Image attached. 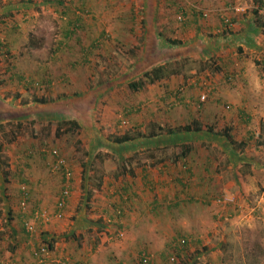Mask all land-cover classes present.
I'll return each mask as SVG.
<instances>
[{"label": "rangeland", "instance_id": "1", "mask_svg": "<svg viewBox=\"0 0 264 264\" xmlns=\"http://www.w3.org/2000/svg\"><path fill=\"white\" fill-rule=\"evenodd\" d=\"M59 1L65 4L63 8L59 6ZM142 1L134 0L132 9L134 10L136 6H139L137 12L140 11V8L141 11L144 8L148 9L147 2L143 5ZM177 1L185 10L190 6L188 3L184 4L182 0ZM190 1L191 4L204 12L212 10L214 13L217 10L216 20L218 19L219 22L222 19L220 17L223 14L222 10L229 8L227 12H224V15L231 20V12H235L233 8L238 3L248 5L252 3V0ZM45 2H54L58 6L55 4H49L45 8L38 6ZM96 2L97 7L92 10L77 0H0V10L5 3L12 5L16 10L9 11L7 14L2 10V14H0L1 28H3L2 24L6 23L7 26L13 24L21 28V31L13 32L7 38L0 33V39L5 42L3 45L10 51L9 53L6 49L7 55H0V145L3 150L0 152V159L1 162H4V169L1 167V172L4 173L5 170L10 174L9 177H12L15 182L17 193L15 197L9 194V197L12 196L10 204L8 203L10 206L4 201H0V220L6 215L9 218H11V214L16 215V209L20 207L18 191L23 184L21 179L28 180V183L31 182L36 171L41 167L44 169L42 174L54 175L59 178L58 192L60 191L62 174L61 172L54 173L50 165V161L53 163L54 158L49 153L43 152L45 157L41 151L39 154L36 153V155L28 157L29 150L58 149L68 164L73 161L76 163L79 173L83 172L82 168L85 169L83 174L87 173V176L84 181H87L90 191L94 187H99L97 185L100 184L101 178L108 176V183L113 184L109 187L117 193L119 192L111 195L115 197L112 201L120 202L124 199L126 206H123V209L127 210V214L133 213L134 216L136 215L134 209H137L133 205L136 202V194L134 195V190L133 192L131 190L130 194L124 192L123 185L128 186L125 171L133 172L129 176H138L139 170L143 166H151V164L168 161L176 155H181L183 150L188 148L182 143L189 138L192 142L189 145L190 149L193 145L204 149L200 153L204 151V157L207 155L206 159H210V171L218 178H214L215 185L206 198L193 197L191 200H186L185 206L189 207L184 208L194 209L197 214L191 221L172 218L171 213H168V208L167 212L160 214L156 221V223L161 222V226L164 228L162 231L153 229L155 219L153 220L152 214L150 224H146L144 229L129 228L125 223L127 218H123L121 226L124 228H119L117 223L109 222L108 231H103L104 229L100 228L101 225L95 216V219L92 217L89 219L93 222L90 229L84 233L77 232L76 239H74V235L70 233V225H73L70 221H73L74 217L68 216L66 217L68 221L63 229L55 235L64 236L65 243H74L77 250L80 247L90 250L92 245L101 246L102 250L98 257L107 254L114 255L113 264H141L140 257L144 252L151 256L152 264H172L170 258L173 255L178 258L175 264H207L205 262L208 261L198 258L213 252L216 255L213 258V264H264V197L262 196L264 183V115L262 113L264 114V105L259 106L260 104L258 105L256 102L249 105L242 100V105L239 106L238 99L234 103L237 98L235 88L237 83L244 78V75L243 77L239 75V66H248L249 72L245 71V74H250L253 79L255 76L260 79V75L264 71V53L258 55L244 50L239 56L237 44L232 39L233 29L228 34L224 31L216 36L208 31L204 32L211 28L209 25L211 23L210 13L208 17L202 18L200 28L204 30H199V32L202 31L201 40H197L200 38L198 36L189 40L188 37H185L190 33L185 26L186 20L181 22L176 19L180 12L179 9L164 7L165 12L171 17L170 22L165 24L166 27L170 26L174 30V34L179 35L180 33L181 42L190 43L186 45L190 47L186 52L189 62L186 65L188 71L185 78L183 75V77L180 76L182 83L183 79L200 78L203 83L212 84L214 90L208 100L201 105L198 102L193 106L175 103L172 104L173 106L163 104L158 111L162 113L163 117L153 122L156 130L151 131L153 127L149 126L153 121L151 117H149L150 121L146 119L148 122L146 127L142 125L146 129H142L131 120V117L133 114H140V111L153 110L150 107L151 104H146L147 102L142 100L144 92L150 85L140 92L129 88L130 82L141 77L138 76L135 79V76L140 74L139 69H134L135 72L134 70L129 71L141 56L135 50L127 51L122 39L121 42L118 39L115 41L105 38L102 42L103 47L114 48L94 57V65L90 66L92 68L90 88L86 86V88L74 90L67 86L63 87L62 84L52 86L43 77V74H49L48 77L53 78V83H58L56 81L59 75L57 71L52 70L50 73L47 67L56 68L57 66L58 60L54 62L52 60L53 51L58 47H64L60 46L61 42L66 41L63 35L64 26L68 27L71 37L73 35V25L70 23L71 17L67 10L73 4H76V11L81 13L84 11L78 16L87 20H95L99 23V29L104 30L107 35H112L113 26L117 25L121 28L120 22H116V20H121L124 23L121 17L127 11L122 4L124 3L126 6L130 0H96ZM99 2L105 5L100 6ZM199 9L196 8V10ZM147 11L145 12L147 13ZM152 11L150 9L149 14H152ZM10 13L11 15H9ZM68 22L71 25H67ZM156 23L153 27H156L157 34L164 37L169 36L167 28L163 27V24ZM151 24L148 23L147 26L152 27ZM115 30V33L123 32L122 29ZM74 31H77L75 34L79 37L78 29ZM13 37L16 41L10 42ZM77 37L73 39L74 46H79L80 40H77ZM158 38L160 42L165 39L161 36ZM108 41L110 45H108ZM139 42L141 43V41ZM100 43H98V47H102ZM67 45L71 46L69 42ZM11 48H13L12 51ZM183 51L180 50L179 53ZM179 56L180 54H178V58ZM173 58L167 60L164 57L162 59L172 62ZM187 76L190 77L186 78ZM108 82L111 84L107 85ZM259 85L264 94L262 79L259 80ZM92 90L95 92H90ZM157 90L159 89L156 88L155 91ZM223 90L229 94L227 98L222 95ZM189 91L193 98H199V91L195 89ZM86 92L90 93L85 94ZM258 96H261V93ZM38 99H45L48 105L38 103ZM227 105L232 108L228 109ZM240 109L245 112L244 117L239 114ZM251 109L253 110L251 111ZM106 110H108V114L104 115L107 113ZM135 110L138 111L130 112ZM250 112L253 113L251 118ZM72 120L79 123L80 129L74 133L64 132L69 127L66 125V121ZM173 120L175 122L172 124ZM194 120H199L203 130H206L205 126L208 124L214 125L218 132H223L225 128L230 127L233 129L232 136L235 141L237 143L247 141L248 145L247 147L234 148L223 137L209 135L205 130L199 134L185 135L182 133L177 137H168L169 135L166 133L168 128L187 125ZM160 127L164 130L161 131ZM125 134L133 136L135 140L124 145H117L113 142L114 138L125 136ZM18 160H21L20 165L17 163ZM254 177L255 181L252 180ZM248 179L249 181H247ZM230 181L234 184L235 189L233 192L227 193L225 189ZM29 184H26L28 189L32 186ZM223 185H225L224 188H222ZM247 187H252L253 191L249 193ZM110 191L112 190L108 189V193ZM236 192H238L237 195ZM58 194H55V199ZM221 196L232 200V203L225 206L216 205L215 200ZM90 201V199H86L85 203L86 206L90 205L92 208L88 209L92 213L90 215L99 216L98 206ZM38 208L40 207H36L30 201L27 213L24 215L27 219L33 220L31 211ZM181 208L174 205L170 212L177 211L176 214H181ZM109 210L114 211L113 208ZM168 216H170L169 221ZM109 217L110 220L116 219L117 216ZM164 218L166 221L162 222ZM105 226L103 222L102 227ZM36 227L38 232L34 235L32 245L37 241L39 246H43L46 243L42 239V228L41 226L39 228L38 225ZM182 239L187 240V245L184 247L179 246V240ZM13 246L12 243H5L2 251L4 253L7 249L12 251Z\"/></svg>", "mask_w": 264, "mask_h": 264}, {"label": "crops", "instance_id": "2", "mask_svg": "<svg viewBox=\"0 0 264 264\" xmlns=\"http://www.w3.org/2000/svg\"><path fill=\"white\" fill-rule=\"evenodd\" d=\"M80 2V4L91 8L92 10L97 7L96 0H77ZM134 0H130V3L125 4L123 3V8H126L124 12V15L121 17V19L124 21L122 23L121 20H116V22H120L121 28L119 26H113L112 35L108 34L107 38H111L112 40L118 39L122 42L124 41V45L126 46V50L129 52H132L135 50L137 53H140L139 61H143L145 56L150 57L154 56L158 59V57H162L163 55L167 57L166 59L169 60V58L174 57L173 60H178L180 58H187L188 54L186 52L189 51L190 47L186 46L189 44L184 43V47L180 48V50H184L183 52L179 53L177 51H174V47L170 46V43L168 40H182L181 35L179 32L178 34H174V30L168 26L166 27V23L170 22V16L165 12L164 7L169 6L171 7H178L179 2L177 0H148L142 1V4L144 5L147 2V8L148 6L151 7L152 14H148L147 17H144V13L141 11H136L139 6H136L134 10L132 9L134 7L133 4ZM10 2V1H9ZM184 4L188 3L190 4L189 8L185 11V26L190 31V33L186 34L185 37H188L189 40H192L193 38H197L202 36V31L199 32V30H204L203 28H200L202 25V18L201 13H199V7L191 4L190 0H182ZM49 4H55L54 2H45L43 4L38 5L40 8H45ZM213 4V3H210ZM65 4L59 1V6L63 8ZM69 6V4H66ZM98 5L103 6L104 3L99 2ZM225 5V4H224ZM58 6V5H57ZM76 4H73L70 8L67 10L69 11V17H71V24H76L78 26V35L75 34L74 31L76 28H74L73 35L71 37V33H69V37L67 42L71 46L66 47H58L53 51L54 57L52 58L53 62L57 61L56 68L47 67V70L51 73L52 70L57 71L59 74L56 78V81L58 83H53V78L48 77L50 76L43 74V77H45L46 82L49 85H55V84H62L63 87H68L72 89H80V88H86V86L90 85L91 81V67L94 65V57L96 55H99V53H105V51L109 52L113 48L111 46H104L103 43L104 39L106 38L103 36L104 30L99 29V23H97L95 20H87L83 18L82 16H78L82 14L81 12L76 11L75 9ZM256 3L255 0H252V3L245 4V3H238L235 8L239 9L241 8L242 11L240 12H231L233 20V40L237 44V50L238 55H242V51H249L251 53L260 54L262 55L264 53V27H261L256 17L253 14V10L256 9ZM198 8L199 10H196ZM211 9V8H208ZM2 10H4L3 13H8L9 11H14L15 8H13L12 5L4 4V6L0 10V14H2ZM227 10H222L223 14L220 16L221 18L227 17L224 15V12H227ZM16 11V10H15ZM80 11V10H79ZM89 12L91 10H88ZM135 11V12H134ZM216 11L213 13L212 10H207V12L210 13V20L211 23L209 24L211 28L209 30H204V32H210L216 35H220L223 31V20L219 22V20L216 16ZM77 13V14H76ZM146 14V13H145ZM264 14V13H263ZM11 15V13L9 14ZM227 15V14H226ZM105 17V16H104ZM228 18V17H227ZM230 20V19H229ZM147 21L148 23H152L156 25L158 23L163 24V27H166L167 29V37H164L160 34H157L156 27H144V23ZM69 22L67 25H71ZM153 25V26H154ZM6 24H2V27L0 26V33L7 38L9 34H12L13 32L18 33L21 28H19L18 25L10 24L7 27ZM63 29V28H62ZM65 29H68V27L64 26L63 31L65 34H68V31ZM82 29V31H80ZM120 31V29L123 30L121 33H115L116 30ZM152 30L153 37L151 36L150 31ZM5 34V35H4ZM64 35V34H63ZM184 35V34H183ZM1 36V35H0ZM165 38L162 42H160L158 37ZM74 37H77V40L79 41V46H74ZM151 37V38H150ZM72 38V40H70ZM122 39V40H121ZM220 39V38H219ZM88 40H90L88 42ZM143 40V41H142ZM188 40V39H187ZM197 40H201L200 38H197ZM2 45L0 46V51L2 48L5 50L7 47H5L3 44L5 42L3 39H0ZM16 41V39L13 37L11 38L10 42ZM82 41V43H81ZM116 41V40H115ZM141 41V43L139 42ZM67 42L66 45H67ZM101 42V43H100ZM0 43V44H1ZM98 43L102 44V47H98ZM115 43V42H114ZM108 45H110L108 41ZM152 46V50H150V46ZM192 47V45H190ZM140 47V48H139ZM196 47V46H194ZM193 47V49H194ZM9 49H7L8 51ZM13 48H11V51ZM150 50V51H149ZM162 50V53L160 51ZM167 50L169 52H167ZM179 50V51H180ZM10 53V51H9ZM162 54V55H160ZM178 54H180L178 58ZM1 55V54H0ZM160 55V56H159ZM70 56V57H69ZM182 56V57H181ZM189 59V58H187ZM172 60V61H173ZM94 61V62H93ZM160 61V60H159ZM66 62V63H65ZM64 63V64H63ZM148 63L149 60H148ZM166 62H160L155 63L153 65H161L165 64ZM246 66V65H245ZM244 65L239 66L238 70L239 75L242 78L238 83L235 90L237 91V98L234 100V103L237 102L239 106L242 105V100L245 102V104H251L252 102H256L259 106L264 105V94L263 91L259 88V80L262 79V82L264 81V71H262L260 75V79H258V76L251 78L250 74H245V71H248V66L246 68ZM242 67V68H241ZM152 68V67H151ZM150 68V69H151ZM244 69V71H242ZM249 69H252L249 67ZM129 71H133L132 69H129ZM183 77V76H182ZM185 78V76L183 77ZM182 83V78L180 76H174L170 79L164 80L162 82H158L153 85L148 86V90H146L143 94L144 97L142 100L144 102H147L146 104H151L150 107L153 108V110L149 111H140V114H133L131 117V120L135 122V124L139 125L142 129V125L144 127L147 126V120L150 121V118L153 120L152 124L149 125L150 127H153L151 131H155V123L156 119H161L163 116H161L162 113L158 112L159 107H161L163 104H185L188 106H193L196 104V102L199 101L198 99L193 98L192 93L189 90L195 89L199 91V97L201 90H205L208 88L209 85H211V88H213L212 84L208 83L207 87L205 89V86L200 81V78H197L193 80L192 78L185 80ZM68 84V85H67ZM111 82H108L107 85H110ZM157 84V85H156ZM106 86V85H105ZM210 87V86H209ZM90 88V86H89ZM157 89V91H155ZM244 89V91H242ZM257 89L258 92H257ZM176 90H178L176 92ZM214 90V88H213ZM234 90V91H235ZM66 91H68L66 89ZM90 92H95L94 90ZM90 92H86L85 94H88ZM140 92V91H138ZM64 93V92H63ZM261 93V96H258ZM77 94V93H76ZM79 95L81 93H78ZM84 94V95H85ZM211 94V93H210ZM222 95L227 98L228 93L226 91H222ZM64 98V95L62 96ZM99 98V97H98ZM209 98V97H208ZM248 102V103H247ZM34 105V103H32ZM30 105V106H32ZM38 105V104H36ZM248 105V106H249ZM173 106V105H172ZM264 108V106H263ZM26 109V108H25ZM253 109H251L252 111ZM130 111L131 113L137 112ZM106 114H108V110H106ZM258 113L261 114V112L258 111ZM239 114H241V117H244L243 114H245L242 109L239 110ZM262 115H264L262 113ZM172 116V114H170ZM253 117V113L250 112V118ZM147 119V120H146ZM158 121V120H157ZM175 121H171L173 124ZM140 123V124H139ZM145 124V125H144ZM190 124V123H189ZM186 125V124H185ZM181 125V126H185ZM180 127V126H178ZM157 128V127H156ZM175 128V127H174ZM186 135V134H185ZM170 137V136H168ZM174 137H177L174 136ZM202 142V141H201ZM182 144L189 145L192 144L189 138L185 139V142ZM1 148V145H0ZM20 148V146H18ZM190 148V147H189ZM191 153L188 154L186 157L184 155H176L173 158L168 159V161H162L155 164L146 165L143 166L138 173V176H129L132 174H127V181L128 186L123 185V188H125L124 192L127 194V192L130 194L131 190L134 195L136 196V202L133 203L135 206L134 212L136 210V215L133 216V213L127 214V210L123 209V206H126V202L124 199H122L120 202H113L112 200L115 199V197H112L111 195L118 194L117 191H114L109 186H113L111 182L108 183V176H104L100 179V184L91 189H88L87 181L84 179L87 176V173L83 174L84 168L82 173H79V169L76 165V163L73 161L71 164H68L70 169L72 170V194L70 196V199L68 201L67 207L59 213L57 208V203L59 200V196L65 181L64 173L62 174V181L60 180V191L58 192L59 187V181L57 176L54 175H44L42 172L44 169L41 167L38 171H36L35 175L33 176V179L31 182L28 183V180L21 179L23 182L22 186H26V184H29L31 186L30 189H28L29 193V202L33 203L36 207H40L38 209H35L31 211L32 219H27L24 214L27 213L26 210H22L21 207L19 209H16V212L14 214H11V218L6 215L5 218L0 220V264H40L37 259L34 256V251L42 246L38 245V242L36 241L32 245V241L34 239V235L37 234L38 227L42 228V239L43 242L46 243L47 240L54 242V249L51 250V259L46 264H113L114 262V255H105L102 256L100 254L101 246L99 245H92V248L85 249L80 247L79 250L76 249V245L72 242L65 243L64 236H57L55 234L59 233L65 223L68 221L66 217H74L73 221H70V229H71V235H74V239H76V233H84L90 229L89 227L92 226L93 222L89 221V219L95 216L96 219H98V222L101 229H104L103 231H108V223H117L119 228L122 227L121 223H123V218H127L125 221L126 225L131 228H137V229H144L146 224H150L151 214L153 216V229L162 231L164 228L161 226V222L156 223L157 218L160 216V214H165L167 211L166 209L169 208L168 213H171L170 216L175 219L179 220H185V221H191V219L197 215L195 214L194 209L190 208H184L189 207L186 205V200L196 197L204 199L212 192V188L215 185L214 178H216V175L212 174V171H210L209 163L210 159H206V156L204 157V151L203 153H200V151L204 150L201 147L194 146L191 148ZM37 150V151H35ZM2 148L0 149V152H2ZM43 154L45 157L46 155L44 153V148L42 149H32L29 150L27 153L28 157H31L33 154L36 155V153ZM184 151V150H183ZM198 152L197 154L195 152ZM44 152V153H43ZM47 154V153H46ZM18 159H21V157H18ZM21 160H18L17 163L20 165ZM50 161V165H51ZM4 162H1L0 159V201H4L5 203L11 202V197H9V194L16 196L15 191V182L12 180V177H9L10 174L8 173L7 180H5V170L4 173L1 172V167L4 169L3 166ZM255 164V163H254ZM71 165V166H70ZM43 166V165H42ZM52 170V169H51ZM54 172V171H53ZM38 173V175H37ZM58 173V172H54ZM60 173V172H59ZM125 177V178H126ZM57 178V179H56ZM255 177L252 179L255 181ZM249 181V179L247 180ZM140 183V184H138ZM224 184V182H223ZM22 186L20 187V190L18 191V194L20 195V203L22 200ZM142 186V187H141ZM226 191L227 193L233 192V189H235L234 184L230 181L229 184L226 185ZM27 187V186H26ZM225 185L222 186L224 188ZM28 188V187H27ZM237 188V187H236ZM108 189L112 190L108 193ZM247 191L250 193L253 191L252 187H247ZM31 190V191H30ZM232 190V191H231ZM58 194V197L55 199V194ZM128 194V195H129ZM238 192H236V195ZM31 196V197H30ZM112 198V199H110ZM128 198V197H127ZM126 198V199H127ZM86 199H90V203H94L98 206L97 209L98 215L91 216V211L88 210V205L86 206ZM184 199V200H183ZM109 201V202H108ZM117 203V204H116ZM8 204V206H10ZM182 204V208H181ZM176 205L181 208V214H176L177 211H174L173 213L170 212L171 208ZM113 208L114 211L111 212V209ZM92 209V208H91ZM133 209V208H130ZM184 209V210H183ZM41 211V212H40ZM42 212H49L52 214V220L49 223L42 222L41 218L38 217V214ZM112 213V214H111ZM37 214V216H36ZM61 214V215H58ZM95 214V213H94ZM111 214V215H110ZM103 216V218H102ZM109 216H114L116 219H108ZM168 216V221L169 217ZM110 218V217H109ZM118 218V219H117ZM188 218V219H186ZM95 219V218H94ZM109 221H108V220ZM104 222L107 224L105 227H102V224ZM32 222L34 224L35 231L33 234H28L26 231L25 222ZM165 218L162 220V222H165ZM120 222V224H118ZM175 222V220H174ZM4 241V242H3ZM77 242V240H76ZM5 243H12L13 250L10 251L9 249L6 250L4 253L2 251V247ZM78 244V243H77ZM36 246H38L36 248ZM43 246H46L43 245ZM213 252V251H212ZM111 257V258H110ZM216 255L213 253H210L208 255H201L198 259H205L208 262H205L207 264H213V258H215ZM11 259V260H8ZM216 264V263H214Z\"/></svg>", "mask_w": 264, "mask_h": 264}, {"label": "trees", "instance_id": "3", "mask_svg": "<svg viewBox=\"0 0 264 264\" xmlns=\"http://www.w3.org/2000/svg\"><path fill=\"white\" fill-rule=\"evenodd\" d=\"M255 3H256L257 7L252 12H253L254 16L256 17L255 19L257 20L258 24L261 27H264V14H263L264 13V0H255ZM148 7H149L148 9L145 10V8H144V10L142 11L144 13V17H147L148 14H149L148 11H150L151 7L150 6H148ZM177 8L179 9L180 12L178 13V16H177L176 19H178L180 15H184V17H185L186 16V12H185L186 10L183 7L181 8L180 5H178ZM145 11H147V13ZM203 12L204 11H202V10L199 11V13H201V16H203ZM231 22L233 23L232 20H231ZM143 25H144L145 28L148 27L147 26L148 25L147 21H145V23ZM153 25L154 24H151L150 26L153 27ZM74 28L78 29V26L76 24H73L72 31L74 30ZM65 30L68 31V34H65V32H64V38H65L66 41L60 43V46L63 45L64 47L69 46V45H66L65 42H67L68 37H69V33H70V31L68 29H65ZM150 33H151V36L153 37L152 31H150ZM225 33L228 34L229 30L226 31ZM103 36H105L106 38L108 37V35L105 32H104ZM168 42L170 43L171 47H174V51H177V52H179L180 48L184 47L183 45L185 43V42H181L180 40H171V39L168 40ZM0 46H1V44H0ZM152 49H153L152 46H150V50L151 51H153ZM167 52H169V51L167 50ZM160 53H162V50L160 51ZM0 54L2 56L7 55L3 50L0 51ZM162 54H160V55H162ZM164 57L165 56L163 55V58ZM142 60L143 61H139V59H138L137 61L134 62V65L130 68L132 70H134V69H139L140 70V71H138V72H140V74L136 75L135 79L138 76H141V77H139L137 80L132 81V82L129 83V88L131 90L137 91V92L143 90L147 85H152V84H155V83H158V82H162V81L170 79L171 77H174V76H182V75L185 76L186 72L188 71V70H186V65L189 62V60L187 58H180L178 60H175V61L171 62V61H167V60L165 61L161 57H158V59H157L154 56H150V57L145 56L144 59H142ZM148 60H149L150 63H148ZM159 60H161V61H159ZM160 62H166V63L165 64H161V65H156V66L153 67V65L155 63H160ZM135 71L136 70H134V72ZM190 71H193V70H190ZM189 77L190 76H187L186 78H189ZM209 96H210V94H209ZM37 102L40 103V104L48 105L45 99H38ZM198 103L200 105L203 104L200 101V97H199ZM186 106H188V105H186ZM227 108L231 109L232 106L227 105ZM66 125H68L69 127L67 129H65L64 132L68 131V132L74 133V131H78L80 129L79 123L74 121V120L66 121ZM205 128H206V130L205 129L204 130L206 131L207 134H209V135H218V136L223 137L234 148L235 147H247V145H248L247 141H243V142L237 143L235 141L234 137L232 136L233 129L230 128V127L225 128L223 130V132H218L215 129L214 125H211V124L206 125ZM160 129H161V131L164 130L161 127H160ZM204 130H203L199 120H194L190 124H187L185 126H180V127H177V128H172V127L168 128L166 130V133L169 136H176V135L182 134V133H185V134L198 133L199 134V133H202ZM134 140H135V138L133 136L125 134V136L114 138L113 142H115L117 145H124V144H127V143H131ZM190 153H191V149L188 147L186 150H184L182 152V155H184V157H186ZM125 172L127 174L128 173L129 174L133 173V172H131L129 170L125 171ZM125 172H123V174H125ZM7 177H8V173L5 171V180H7ZM46 246H48L51 250H53L54 249V242L47 240L46 241Z\"/></svg>", "mask_w": 264, "mask_h": 264}, {"label": "built area", "instance_id": "4", "mask_svg": "<svg viewBox=\"0 0 264 264\" xmlns=\"http://www.w3.org/2000/svg\"><path fill=\"white\" fill-rule=\"evenodd\" d=\"M236 12H240L242 11L241 8L237 9V8H233ZM209 12L205 11L203 12V16L206 18L208 17ZM184 15H180L179 16V20L181 22H184ZM223 20V31H230L233 28V23L231 22V20H229L227 17L222 18ZM2 50L5 51L4 48H2ZM207 84H203V86H205V89L207 87ZM210 86V87H209ZM208 88L205 90H201L200 93V101L202 103H205L208 100L209 94L212 93L213 88H211V85H209ZM46 153H49L53 158L54 161L51 164V169L54 172H63L64 176H65V181L59 196V200L57 203V208L59 213H61L68 205V201L70 199V196L72 194V170L70 169V167L67 164V161L61 156L60 151L58 149H52L50 151H44ZM262 196L264 197V183H263V194ZM28 201H29V191L28 188L26 186H22V200L20 203V207L22 208V210H26L27 206H28ZM230 203H232V200L227 199L224 196L219 197L218 199L215 200V204L216 205H221V206H225V205H229ZM41 212V211H40ZM38 212V213H40ZM61 215V214H58ZM37 216V214H36ZM38 217L41 218L42 222H46L49 223L52 220V214H50L49 212H42L40 214H38ZM25 226H26V231L28 234H33L35 231L34 228V224L32 222H25ZM120 235V234H119ZM187 245V240L186 239H182L179 240V246L180 247H184ZM34 256L36 257L37 261L40 264H46L50 259H51V249L48 246H42L38 249H36L34 251ZM178 260L176 255H173L170 258V263L175 264V262ZM140 263L141 264H152V258L148 253H143L142 256L140 257Z\"/></svg>", "mask_w": 264, "mask_h": 264}]
</instances>
